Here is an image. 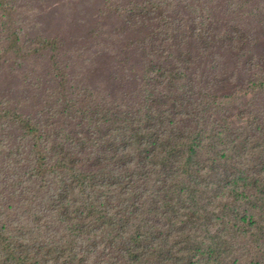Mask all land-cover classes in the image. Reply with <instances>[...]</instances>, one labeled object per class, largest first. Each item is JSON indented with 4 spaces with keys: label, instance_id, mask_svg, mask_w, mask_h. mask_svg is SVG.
<instances>
[{
    "label": "trees",
    "instance_id": "obj_1",
    "mask_svg": "<svg viewBox=\"0 0 264 264\" xmlns=\"http://www.w3.org/2000/svg\"><path fill=\"white\" fill-rule=\"evenodd\" d=\"M263 14L264 0L132 2L120 12L134 30L119 45L118 75L102 70L96 49H78L86 64L74 70L55 53L66 41L32 38L27 56L42 52L43 72L5 75L24 132L0 133L4 264H192L212 250L221 204L245 207L246 230L208 264H264ZM0 27L8 39L11 24ZM80 27L72 44L97 48L112 24ZM209 177L219 180L212 191Z\"/></svg>",
    "mask_w": 264,
    "mask_h": 264
},
{
    "label": "rangeland",
    "instance_id": "obj_2",
    "mask_svg": "<svg viewBox=\"0 0 264 264\" xmlns=\"http://www.w3.org/2000/svg\"><path fill=\"white\" fill-rule=\"evenodd\" d=\"M135 1L138 0H0V23L9 21L11 24L8 39H4V36H8V34L0 33V56L2 57L0 60V99L4 101L2 110L6 113L3 119L0 120V133L20 136L24 132L23 123L18 125L15 121V106L12 101L13 92L7 90L5 75L9 74L10 70L18 65H21L18 73L21 81L43 72L39 67V61L43 57V53L27 56L29 51L34 50L33 39L35 40L47 34L58 36L66 41V48L55 51V53L61 59L70 57L74 59L76 61L73 67L74 70L80 69L86 64L81 58H77L78 49L84 52H94V49H96L101 56L102 70L107 74L118 75L120 72L117 67V57L122 53L119 45L124 36L129 35L134 30L130 19L125 20L122 18L120 12L125 6L131 5ZM92 18L95 20L96 25L100 24L103 19L108 20L112 24L111 32L104 36L102 44L97 48L90 47L88 44L73 45L72 40L77 33L80 32L82 35V33L88 31V28H82L80 24L84 21L91 23ZM262 19H264V14L255 23ZM28 25L30 28L36 27L32 34L28 30ZM106 28L110 29V24ZM1 29L0 27V31ZM32 70L36 72V75L31 74ZM141 94L145 95L142 87ZM19 109L23 118H25L27 116L26 109L24 106H19ZM1 145L2 143H0V168L6 170L4 149ZM199 157L205 165H209L212 162L213 154L209 150H203ZM21 158L22 164L25 165L24 173L26 174L29 171V168H26V153L22 154ZM213 181L210 179L207 184L210 191L219 182L218 177H215ZM238 187L236 186L237 191ZM223 188V185L216 187V189L221 190ZM51 193L53 194L54 191L52 190ZM35 203L40 204L42 202L39 199L33 200L17 214L5 219L1 225L3 232L11 234V229L15 224L26 221L29 210ZM42 209L45 214H48L46 208L43 207ZM217 209L220 211L223 220L217 228L212 250L192 260V264H208L211 255L214 257L226 255L235 248L242 233L246 230V224L243 222L245 207L234 204L229 206L221 204ZM0 212H3L1 207ZM5 262V257L0 255V264Z\"/></svg>",
    "mask_w": 264,
    "mask_h": 264
}]
</instances>
